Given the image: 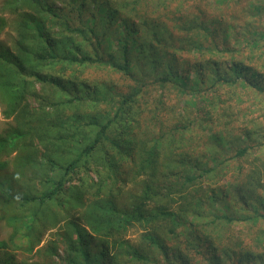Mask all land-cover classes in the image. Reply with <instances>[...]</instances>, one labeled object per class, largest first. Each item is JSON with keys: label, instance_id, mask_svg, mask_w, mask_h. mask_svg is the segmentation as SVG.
I'll return each mask as SVG.
<instances>
[{"label": "trees", "instance_id": "16d2710c", "mask_svg": "<svg viewBox=\"0 0 264 264\" xmlns=\"http://www.w3.org/2000/svg\"><path fill=\"white\" fill-rule=\"evenodd\" d=\"M2 8L18 38L0 48V107L15 121L0 136L13 229L0 264L35 249L50 260L32 264H264V0ZM110 73L127 85L98 79Z\"/></svg>", "mask_w": 264, "mask_h": 264}, {"label": "rangeland", "instance_id": "374dc122", "mask_svg": "<svg viewBox=\"0 0 264 264\" xmlns=\"http://www.w3.org/2000/svg\"><path fill=\"white\" fill-rule=\"evenodd\" d=\"M0 16L5 17L7 21V25L5 26V28L3 30H0V48L12 46L13 43L18 38V35L16 34L14 30V26H15L14 22L17 18L14 15L10 14V12L3 10L2 0H0ZM111 73L109 74L110 76L112 75ZM113 76L99 77L98 79H100L101 81H105V82L107 81L111 84H114L117 88H123L124 86L127 85L128 81L125 80L124 78H121L120 75L116 74ZM234 101L235 102L233 103H236L234 104V106H237L239 108V111L247 110L246 107H248L251 104V102H249L245 97L242 98V101L238 99H234ZM98 108L99 110L103 112V111H108V110L110 111L112 106L110 107L109 104L102 102L101 104H99ZM4 110H5V106L2 105L0 107V136L7 133L15 125V121L13 118H6L4 114ZM262 121H264V118L261 120V124H262ZM259 125H260V122H257L258 129H259ZM255 140H259V138ZM13 157L14 155L10 157H5L3 159V160H9V167L5 170L8 173L14 170ZM231 163L233 164L232 161ZM231 163H228L229 167H231L232 165ZM144 180L145 178H140L136 181L135 184L133 183L130 184L128 188L126 189V193L131 192V191L139 192L140 187L142 185H145ZM124 198L126 199L127 196H124ZM142 232H143L142 229L138 226L135 228H132L129 231V233H127V239H130L132 242L137 243L140 241V236ZM12 235H13L12 227L9 226L6 221L0 220V241H10V238L12 237ZM42 239H43L42 243L46 244L51 239L50 233H46ZM91 245H92V249L94 250V252H97L98 243L92 242ZM37 250L38 249H35L33 253H26L23 250H15L14 251L15 263L32 264L40 260H46V261L50 260L49 258H46V253L42 255L41 253H37ZM0 257H3V254L1 252H0ZM56 263L59 264L58 262Z\"/></svg>", "mask_w": 264, "mask_h": 264}]
</instances>
